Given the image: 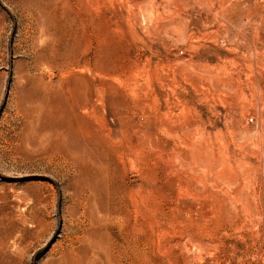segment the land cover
<instances>
[{"label":"rangeland","instance_id":"374dc122","mask_svg":"<svg viewBox=\"0 0 264 264\" xmlns=\"http://www.w3.org/2000/svg\"><path fill=\"white\" fill-rule=\"evenodd\" d=\"M0 264H264V0H0Z\"/></svg>","mask_w":264,"mask_h":264},{"label":"bare ground","instance_id":"6f19581e","mask_svg":"<svg viewBox=\"0 0 264 264\" xmlns=\"http://www.w3.org/2000/svg\"><path fill=\"white\" fill-rule=\"evenodd\" d=\"M54 11H56V10H54ZM71 21H72V20H71ZM73 26H75V25H73ZM75 27H76V26H75ZM71 28H72V27H71ZM76 30H77V29H76ZM72 34H73V33H72ZM72 36H73V35H72ZM68 70H69V69H68ZM50 73H51V72H50ZM51 76H52V75H51ZM70 92H71V91H70ZM77 95H78V94H77ZM74 96H76V95H74ZM58 97H59V95H58ZM62 97H63V96H62ZM72 97H73V93H72ZM87 97H88V96H87ZM60 98H61V96H60ZM60 98H59V99H60ZM76 98H77V96H76ZM76 98H75V99H76ZM79 98H80V96H79ZM88 98H89V97H88ZM62 99L64 100V97H63ZM60 100H61V99H60ZM63 100H62V101H63ZM75 101H76V100H75ZM99 102H100V101H99ZM58 104H59V103H58ZM62 104H63V103H62ZM59 105H60V104H59ZM63 105H64V104H63ZM76 106H77V105H76ZM67 116H68V115H67ZM117 116H118V115H117ZM118 120H119V119H118ZM121 120H122V119H121ZM119 121H120V120H119ZM207 156H208V155H207ZM108 177H109V176H108ZM109 179H111V178H109ZM108 183H109V182H108ZM108 183H107V184H108ZM109 185L112 186L113 184H109ZM119 186H120V185H119ZM108 187H109V186H108ZM113 187H114V186H113ZM106 189H107V188H106ZM110 190H112V189L110 188ZM117 190H118V189H117ZM114 191H115V190H114ZM112 192H113V191H112ZM112 192H111V193H112ZM116 193H117V191H116ZM114 195H115V194H114ZM110 197H111V196H110ZM113 198H114V196H113ZM115 198H116V197H115ZM118 199H119V196H118ZM110 200H111V199H110ZM112 200H113V199H112ZM114 200H117V199H114ZM116 202H117V201H116ZM110 204H112V202H110ZM116 204H117V203H116ZM114 205H115V204H114ZM115 206H116V205H115ZM113 207H114V206H113ZM69 250H70V249H69Z\"/></svg>","mask_w":264,"mask_h":264}]
</instances>
